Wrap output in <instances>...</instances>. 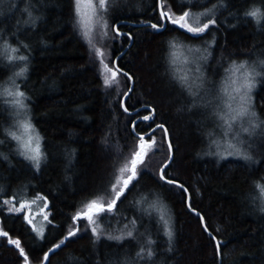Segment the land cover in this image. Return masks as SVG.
<instances>
[{
	"label": "trees",
	"instance_id": "trees-1",
	"mask_svg": "<svg viewBox=\"0 0 264 264\" xmlns=\"http://www.w3.org/2000/svg\"><path fill=\"white\" fill-rule=\"evenodd\" d=\"M162 8L173 18L187 11L215 24L201 35L170 22L163 31L138 27L161 23L158 0H108L106 10L98 9L92 43L109 67L126 50L118 67L134 80L123 107L130 79L120 73L119 83L105 86L101 58L82 34L75 0H0V231L8 234L0 236V264H264V194L258 187L264 186V19L257 23L246 15L256 8L264 13V0H162ZM117 24L123 35L113 31ZM172 44L200 48L211 75L245 61L260 73L251 79L260 130L240 139L244 156L223 159L213 150L211 118L190 113L191 103L173 82ZM5 89L25 94L19 98L23 116L41 137L39 168L9 134L20 109L2 94ZM152 109L154 119L144 121ZM160 124L174 151L164 175L189 191L190 207L207 230L187 207L186 192L160 179L170 151L159 129L153 133L158 147L138 166L135 187L129 186L114 213L100 217L99 237L86 221L74 223L89 201L109 193L117 170L137 148L136 135ZM37 196L49 202L42 239L24 212L10 210L19 197ZM154 202L167 211L171 240L160 216L149 212ZM74 228L77 235L51 251ZM207 231L220 242V257ZM9 239L20 242L24 255Z\"/></svg>",
	"mask_w": 264,
	"mask_h": 264
},
{
	"label": "snow or ice",
	"instance_id": "snow-or-ice-1",
	"mask_svg": "<svg viewBox=\"0 0 264 264\" xmlns=\"http://www.w3.org/2000/svg\"><path fill=\"white\" fill-rule=\"evenodd\" d=\"M108 3V0H98V3H94V0H75V10L79 17L78 24L82 28V34L83 36L88 40L89 44L92 45V47L96 50L97 55L101 58V63L103 65V73H104V84L105 86H111L114 83H119L117 77L120 74V70L115 65V62H113V66L109 67L107 63H104V56L105 53L101 51L100 49H96L95 44L92 43V33H93V17L98 14V9L103 11L106 10V5ZM201 15H207V13L201 14ZM246 15L253 17L257 23L260 22L261 19H264V13H261L260 9L256 8L252 11L246 13ZM160 18L161 23L160 24H150L149 26L153 29H156L157 31L163 29L165 27L166 22H170L173 25L178 26L181 29H184L186 32L191 33L192 35H201L204 32H206L211 25L215 24L214 19H209L204 23H201L199 20V17L192 16L189 12L185 11L182 15H180L178 18H173V15L170 14L169 11H164L163 8H161L160 11ZM96 23H99V21H96ZM104 29H107L108 25L105 21L102 25ZM113 31L120 35L118 28L113 26ZM103 35H107V32L105 31ZM182 46L172 44V48L174 49L171 53V63L172 64H186L188 62V57L184 55L182 51H180V48ZM17 49L12 48L11 52L15 53ZM189 52L193 51H199V49H189ZM183 57V59H181ZM11 59H19V60H26V56H9ZM264 64V61L261 62ZM243 65H236L233 64L231 69L229 70L231 72V76L229 77V80L231 82V85L236 84L239 77H237V73H240L241 68ZM27 69H22L18 75H23L24 72ZM183 71V74L180 75L178 78L179 80L188 87L189 91L191 92L193 86L195 85V80L192 81V83H189V76L188 72L184 71L182 69H177V72ZM197 72H199V67L196 69ZM127 75L126 73L124 74ZM202 75V74H201ZM233 77H236V79H233ZM130 79V78H129ZM199 79V77H197ZM199 87V85H195ZM252 83L245 80V83L243 87L247 89L248 91L252 88ZM18 87V86H17ZM228 87H225L223 91L228 96V101H233L236 99L235 96H229L228 95ZM232 92L238 93L239 89L233 88ZM8 96H14L17 97L13 101L14 104L18 105L20 108H24L25 105L20 97H24V93L21 91H11L10 89H5L4 93ZM195 95L196 93H192ZM249 98L247 97V92L244 93L243 96L240 97L241 103H239L236 107H233L231 103L226 102V107L228 109L227 112L220 114V118L224 121V123L227 125V129L232 127V124L234 121H236L238 118L248 114V109L245 107V103L247 102ZM125 111H128L127 108L124 109ZM151 112L152 115H146L142 117L144 121H150L154 119V112L155 110L152 109ZM252 116H255V113H251ZM21 128L23 129V133L21 135H17L15 132L9 133L13 139L19 141L21 143V147L25 150L22 154L26 156L27 159L34 162V165L36 168L40 167V162L43 157V153L41 150V137L39 133L35 130L34 126L27 121H21ZM135 127V125H133ZM159 129L162 133V142H166L168 145L169 151L171 150V141L168 138V130L164 127V125H156L151 129L150 132L138 135V143L136 150L132 153L131 158L125 162L123 166H121L116 173V176L111 184L109 193L105 195L97 196L95 199L89 201L84 208L76 214V216L73 217L74 223L80 220H84L87 222L89 226H91V231L94 235L99 237V219L104 214H112L114 213L118 202H122L121 198L125 197L126 192L129 191V186L133 184V181L136 180L138 176V166L143 165L145 163V158L148 156L150 151L155 150L158 147L156 137L153 135V133ZM27 137V139H24V137ZM147 137V138H146ZM35 142V143H33ZM217 143V146H219V143ZM162 146V145H160ZM228 148L235 149V145L232 143H228ZM228 155H234V154H241L239 149H235V152H228ZM167 167V164L162 165L160 168V179L164 180L166 183L172 184L175 183L172 180H168L167 177L164 175V169ZM141 171L143 169H140ZM125 173H128L127 176H125ZM181 187H183L181 185ZM260 188L261 194H264V186H258ZM37 199H43L45 200V204L43 207H47L46 198L38 197ZM5 204L9 203L8 201H4ZM27 205L21 204L20 208L17 209L18 211L23 210ZM150 207L155 208L160 213V219L163 221L167 228L166 234L168 235L169 239L172 238V230L169 226V220L165 219L167 215V211L163 205H160L159 207L154 202L150 205ZM44 219H47V216L44 217ZM31 223V221H29ZM132 225L135 226V220L131 221ZM127 227V225H125ZM78 228H74L69 230L68 235L61 240L58 244L55 245V248L51 251H55V249L60 248L62 245L66 243V241L77 235ZM41 231V235L42 230ZM8 234L6 232L0 231V236H7ZM133 232L131 230L127 231L126 236L132 237ZM110 239L115 240H121L124 238L123 235L121 236H110ZM9 243L14 244L18 249H20L21 255H24L23 249L20 247V242L18 240H11L9 239ZM149 243H152V241H149ZM220 242L217 241V249L219 250ZM143 251V250H142ZM139 255V254H138ZM149 255H151V252H149ZM47 254L45 255L44 259L47 260ZM25 260H27V257H25Z\"/></svg>",
	"mask_w": 264,
	"mask_h": 264
},
{
	"label": "rangeland",
	"instance_id": "rangeland-1",
	"mask_svg": "<svg viewBox=\"0 0 264 264\" xmlns=\"http://www.w3.org/2000/svg\"><path fill=\"white\" fill-rule=\"evenodd\" d=\"M94 3H98V0H94ZM96 18H97V15L93 17V22L96 20ZM189 49H193V50L199 49V51L189 52L188 51ZM180 51H182L184 55L188 57V62L186 64L177 63L174 65L171 63V60H170V64L172 66L173 80H174L173 82L176 83V87L179 89V93L183 96L184 102L191 103L189 105L190 107L189 112L194 114L195 111L197 113L203 111L204 113L208 114L209 117L211 118L210 119L211 125L214 129L212 130L213 134L210 137H208L209 138L208 141L213 146V150L215 151V153L221 155L223 159H229L228 158L229 155L227 153L235 152V149H239L241 153L240 155L244 156V154L241 152L242 151L241 148L238 147L239 146L238 144H240V139H243L244 136H247L249 134L250 136L254 135L255 137V134L259 132L260 130V125L257 121L256 114L255 116L251 115V113L254 112L251 106V101L253 98L251 97L252 90L248 91L247 89H242V94L247 92V97L249 98L247 102L245 103V107L248 109V114L234 121L232 124V131L230 132L227 131V125L220 118V114L228 111L226 107L228 96L225 94L223 89L225 87H228L229 90H231L232 85L229 80V77L231 76V72L229 71L230 68L223 69L221 71L218 70V72L220 71L219 73L215 72L214 70L211 75L210 69L208 70V65H209L208 58L206 57V54H203L201 52L200 48L192 47L189 45H182V47L180 48ZM181 59H183V57ZM247 66L252 69V67H250L248 64ZM197 67H199V72L196 71ZM178 68L184 71H187L188 76H189V83H192V81L195 80V85H199V87L194 85L190 92L188 87L179 80L178 77L183 74V71L177 72ZM216 73H218L217 76L214 75ZM240 75L241 73H237V77H240ZM253 76L250 78V82L252 84L253 82L251 81V79L253 78ZM197 77H199V79H197ZM239 82L240 80L238 79L237 83ZM193 92L196 94L193 95L192 94ZM232 95L236 97V99L232 101L233 107H236L241 102H239L238 94L233 92ZM10 97H12L11 99L13 101L17 99V97H14V96H10ZM16 106L18 107V110L19 109L21 110L22 113L19 110V117H17V120L15 122L17 123L16 128L14 127L13 129H15L16 134L18 133L17 135H21L23 133V129L20 126L21 121H27V122H30V121H28V118H24L23 116L24 112L22 108H20L18 105ZM25 113H27V109H25ZM245 127L249 129L248 132L242 131V129ZM229 135L232 137V139L228 138ZM222 138H223V141L221 142V144H219V146H217V143L215 142L216 139L221 140ZM24 139H27V137L25 136ZM17 142H18L19 149L23 153L25 150L21 147V143L19 141ZM229 142L235 145V149L228 148ZM41 150H42V144H41ZM235 155L240 156L239 154H234L232 156H235ZM40 165H41V162H40ZM38 197L46 198L44 196H37L31 199L19 197L17 199L19 201V205L15 206V204H13L10 210H13L14 212H17V213L24 212L26 215L25 216L26 220L28 221V223L29 221H31V223L29 224L33 228L36 235L42 239V237L45 236L46 229L50 224V220H49L50 213L48 210L49 202L46 198L47 207L45 208L43 207V205L45 204V200L37 199ZM14 200L15 199H13V201ZM21 204H26L27 206L23 210L18 211L17 209L20 208ZM157 206L159 207L160 203H157ZM149 212L151 214L156 213L157 215L160 216V213L155 208L150 209ZM45 216H47L46 220L44 219ZM165 219H168V218L165 217ZM40 230H42V233H43L42 235H41Z\"/></svg>",
	"mask_w": 264,
	"mask_h": 264
},
{
	"label": "water",
	"instance_id": "water-1",
	"mask_svg": "<svg viewBox=\"0 0 264 264\" xmlns=\"http://www.w3.org/2000/svg\"><path fill=\"white\" fill-rule=\"evenodd\" d=\"M158 2H159V8H160V11H161V8H162V0H158ZM150 24H152V23H144V24H140V25H138V27H146V26H149ZM167 25H168V22H166L165 23V27L163 28V29H161V30H159V31H163L166 27H167ZM118 27V24L116 25V28ZM131 43H132V39H131ZM126 51V50H125ZM124 51V52H125ZM123 52V53H124ZM123 53H121L120 55H119V57L115 60V65L118 67V60H119V58L122 56V54ZM118 69L120 70V72L121 73H123V74H125L126 72H124V71H122L119 67H118ZM127 74V73H126ZM126 76H128L129 78H130V89H129V91L126 93V95L124 96V98H123V101H122V105H123V107H125V99L128 97V95L130 94V92H131V90H132V88H133V86H134V80H133V78L132 77H130L128 74L126 75ZM134 125V124H133ZM165 127V126H164ZM166 128V127H165ZM167 129V128H166ZM132 130H133V132H135L134 131V127L132 128ZM137 137H138V135H136ZM147 138V137H146ZM168 138L170 139V135H169V132H168ZM171 141V140H170ZM172 145V144H171ZM173 156H174V151H173V146L171 147V150H170V158H169V160H168V162L166 163L167 164V166L172 162V160H173ZM166 169V168H165ZM164 169V170H165ZM172 184H176V185H178V186H180L181 187V185H179V184H177V183H172ZM181 189L182 190H184L185 192H186V194H187V207L193 212V213H195L196 215H198L199 216V218L201 219V222H202V225H203V227L205 228V230H207V228H206V225H205V221H204V218H203V216L200 214V213H198V212H196V211H194V210H192L191 209V207H190V194H189V191L183 186V187H181ZM208 232V234L215 240V242H216V245H217V238H215L209 231H207ZM218 252H219V257H220V247H219V250H218Z\"/></svg>",
	"mask_w": 264,
	"mask_h": 264
},
{
	"label": "clouds",
	"instance_id": "clouds-1",
	"mask_svg": "<svg viewBox=\"0 0 264 264\" xmlns=\"http://www.w3.org/2000/svg\"><path fill=\"white\" fill-rule=\"evenodd\" d=\"M241 64L243 65V67L241 68V70H243V71H240V73H241V75L239 77L240 82L239 83H236V84H233L232 87H231V90H228V95L229 96H232V93H233L232 92V89L233 88L239 89V92L236 93V94H238L239 102H241L240 101V97L244 95V94H242V89H245L243 87V85L245 83V80L247 79L248 81H250V78L253 76V74H255V75H259L260 74L258 72H255L254 69L249 68L247 66V61H245L243 63H240L239 65H241ZM233 79H236V78L234 77ZM228 103H231L232 104V101H228ZM232 106H233V104H232ZM227 131H229V132L232 131V127L231 128H228ZM242 131L248 132L249 129L245 127V128L242 129Z\"/></svg>",
	"mask_w": 264,
	"mask_h": 264
},
{
	"label": "bare ground",
	"instance_id": "bare-ground-1",
	"mask_svg": "<svg viewBox=\"0 0 264 264\" xmlns=\"http://www.w3.org/2000/svg\"><path fill=\"white\" fill-rule=\"evenodd\" d=\"M115 27H116V25H115ZM117 28H118V30H119V27H117ZM119 33H120V35H123V32H121L120 30H119ZM118 57H119V56H118ZM118 57H117V58H118ZM117 58H116V59H117ZM116 59H115V60H116ZM114 62H115V61H114ZM126 73H127V72H126ZM127 74H128V73H127ZM128 75H129V74H128ZM129 76H130V75H129ZM130 77H131V76H130ZM157 130H158V129H157ZM164 171H165V170H164ZM163 181H164V180H163ZM164 182H165V181H164ZM175 183H177V182H175ZM177 184H179V183H177ZM174 185H176V184H174ZM179 185H181V184H179ZM177 186H178V185H177ZM182 186H183V185H182ZM179 187H180V186H179ZM180 188H181V187H180ZM190 199H191V197H190Z\"/></svg>",
	"mask_w": 264,
	"mask_h": 264
}]
</instances>
